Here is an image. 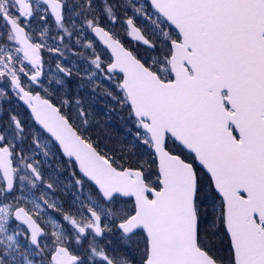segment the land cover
I'll use <instances>...</instances> for the list:
<instances>
[{
	"label": "snow or ice",
	"instance_id": "6c2138e0",
	"mask_svg": "<svg viewBox=\"0 0 264 264\" xmlns=\"http://www.w3.org/2000/svg\"><path fill=\"white\" fill-rule=\"evenodd\" d=\"M0 264H264V0H0Z\"/></svg>",
	"mask_w": 264,
	"mask_h": 264
},
{
	"label": "rangeland",
	"instance_id": "374dc122",
	"mask_svg": "<svg viewBox=\"0 0 264 264\" xmlns=\"http://www.w3.org/2000/svg\"><path fill=\"white\" fill-rule=\"evenodd\" d=\"M113 2H124V0H113ZM120 11L121 20H124V10L121 9ZM131 14V9L129 8L128 16H131ZM114 30L120 36L125 35V31L122 25L118 24ZM125 38H127L126 35ZM132 45L133 47L137 46L135 41H132ZM46 58L50 63L53 64L54 67V60L50 56V54L47 53ZM68 59L72 64L78 65L82 71L87 67L85 61L76 56L68 54ZM100 79L101 89L109 86L110 82L103 80V78ZM72 83L73 85H75L76 82L73 81ZM81 94L84 98L85 105L89 112V120L91 124L90 134L93 136V139H98L102 148L104 147V145H107L109 148L118 146L131 147L133 138L128 132L130 123L126 118V112L121 111L118 106H115L112 101H110L103 95L102 91L96 94H92L90 91L85 90L82 91ZM113 108H115L114 111L112 110ZM16 111L20 112L21 118L24 119L29 124V126H31V119L25 112L23 107L19 106ZM57 167H59V165L54 164L52 171H55ZM60 172H65L69 175L68 171L64 170L63 168L60 169ZM13 227H18V225H13Z\"/></svg>",
	"mask_w": 264,
	"mask_h": 264
},
{
	"label": "flooded vegetation",
	"instance_id": "af4514ba",
	"mask_svg": "<svg viewBox=\"0 0 264 264\" xmlns=\"http://www.w3.org/2000/svg\"><path fill=\"white\" fill-rule=\"evenodd\" d=\"M125 35H126V34H125ZM125 35H122L121 38L124 40L125 43H126V42H130V41L128 40V38H125ZM126 37H127V36H126ZM46 55H47V53L45 52V53H44V58L46 57ZM45 60H47V59L45 58ZM47 61H48V60H47ZM13 107H15L16 110L19 108L18 105H14ZM52 175L55 177V176H56V171H52ZM59 181L61 182V185L68 184L69 181H70V176H69L67 173H65V172H60V173H59ZM40 191H43V188H41ZM37 194H39V193H37ZM57 196L63 198V193H62V192H58V193H57ZM49 212L51 213V215H52L54 218L56 217V215H57L56 213L52 212L51 210H49Z\"/></svg>",
	"mask_w": 264,
	"mask_h": 264
},
{
	"label": "trees",
	"instance_id": "16d2710c",
	"mask_svg": "<svg viewBox=\"0 0 264 264\" xmlns=\"http://www.w3.org/2000/svg\"><path fill=\"white\" fill-rule=\"evenodd\" d=\"M125 44H126L127 46H129V47L135 48V47H133L132 42H131V43H130V42H129V43L126 42Z\"/></svg>",
	"mask_w": 264,
	"mask_h": 264
},
{
	"label": "water",
	"instance_id": "95a60500",
	"mask_svg": "<svg viewBox=\"0 0 264 264\" xmlns=\"http://www.w3.org/2000/svg\"><path fill=\"white\" fill-rule=\"evenodd\" d=\"M129 39L130 40H132V41H135L134 39H132L131 37H129ZM97 40H99V38L97 37ZM25 108V107H24ZM25 110L28 112V114H29V110H27L26 108H25ZM30 115V114H29Z\"/></svg>",
	"mask_w": 264,
	"mask_h": 264
}]
</instances>
